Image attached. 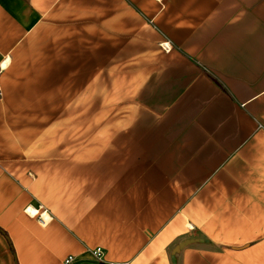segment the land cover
<instances>
[{
    "label": "crops",
    "instance_id": "crops-1",
    "mask_svg": "<svg viewBox=\"0 0 264 264\" xmlns=\"http://www.w3.org/2000/svg\"><path fill=\"white\" fill-rule=\"evenodd\" d=\"M0 88V264H264V0H0Z\"/></svg>",
    "mask_w": 264,
    "mask_h": 264
},
{
    "label": "built area",
    "instance_id": "built-area-1",
    "mask_svg": "<svg viewBox=\"0 0 264 264\" xmlns=\"http://www.w3.org/2000/svg\"><path fill=\"white\" fill-rule=\"evenodd\" d=\"M2 99V91L0 88V100ZM39 221L42 224L46 223V220L44 219V217L41 215L39 217ZM92 256V258L98 262H102L103 261V256H104V251L101 247H98L96 249H91L89 252ZM75 260V258L73 256H69L66 260H65V264H71L73 261ZM120 264H132L131 262H126V263H120Z\"/></svg>",
    "mask_w": 264,
    "mask_h": 264
},
{
    "label": "water",
    "instance_id": "water-1",
    "mask_svg": "<svg viewBox=\"0 0 264 264\" xmlns=\"http://www.w3.org/2000/svg\"><path fill=\"white\" fill-rule=\"evenodd\" d=\"M196 242H202V240H193V239H188L184 240L181 243H179L173 250L172 256H173V264H176V255L179 254L184 248L187 246L196 243ZM78 264H102L101 262L98 261H90V260H83L80 261Z\"/></svg>",
    "mask_w": 264,
    "mask_h": 264
},
{
    "label": "rangeland",
    "instance_id": "rangeland-1",
    "mask_svg": "<svg viewBox=\"0 0 264 264\" xmlns=\"http://www.w3.org/2000/svg\"><path fill=\"white\" fill-rule=\"evenodd\" d=\"M92 93H95V91H93ZM95 117H96V115H90V121L95 120Z\"/></svg>",
    "mask_w": 264,
    "mask_h": 264
},
{
    "label": "bare ground",
    "instance_id": "bare-ground-1",
    "mask_svg": "<svg viewBox=\"0 0 264 264\" xmlns=\"http://www.w3.org/2000/svg\"><path fill=\"white\" fill-rule=\"evenodd\" d=\"M31 213H35L34 211H31Z\"/></svg>",
    "mask_w": 264,
    "mask_h": 264
}]
</instances>
